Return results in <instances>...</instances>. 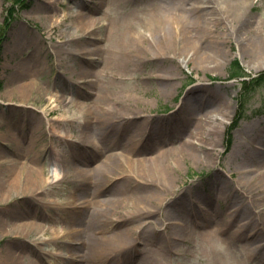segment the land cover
<instances>
[{
	"label": "rangeland",
	"instance_id": "374dc122",
	"mask_svg": "<svg viewBox=\"0 0 264 264\" xmlns=\"http://www.w3.org/2000/svg\"><path fill=\"white\" fill-rule=\"evenodd\" d=\"M226 1L63 0V4L59 3L58 0H48V2L45 0H0V122H8L7 119L11 118V121L7 125L0 127V152L5 157L10 158L13 157V153L19 154L23 151V154L26 153V158L28 157V152L32 154L33 148L36 146H43L46 149L52 146V138L47 139L45 136L49 130L51 132L54 131L56 135H63L61 133L62 130H71L72 132H77L78 130L73 123H70L71 126L68 127L58 124V120H62L61 115L64 113V110L66 115H70L72 107L67 104L65 107L58 109L52 100L51 102L49 100L47 102L43 101V103L30 101V106L34 109L39 107L37 110L40 113L35 111L36 115L32 114L30 117L27 115V120L23 124L22 129L23 135L19 133L21 125L17 115H8L6 118L2 117V114L5 112L3 109L9 106L5 103L4 97L6 95L5 92L9 88L8 78L13 77L11 68L17 63H36L33 64L37 65L34 69V82L42 90L43 94H46L47 98H55V95L64 91L62 94H65L67 98H74L77 102L78 100L81 101L79 103L89 108V116L92 113L91 117L95 118L96 116L98 120L106 117L115 119L116 115L122 112L126 116L136 117L137 119H135L139 120L137 123L139 125L138 128L135 126L136 130L134 134L143 132L145 116L152 115L153 119L154 114L165 105H173L174 107V103H176V105L179 104L181 107V104L184 103L185 109L186 100L189 98L188 95L198 92L201 95H192L188 99L189 103L195 102L200 104L198 103L200 100L203 105L204 100L202 97L209 98L208 105L205 107L201 106L202 108L199 107V113L185 127L186 130L181 135L176 136L178 139L174 141V144L180 139H184V143L180 145L177 153L172 155L174 156V164L165 163V160L170 159L171 155L158 158V161L153 162L158 167L162 165L165 167L168 174L165 180H155L159 176H156V178L151 176L153 163H144L147 160L141 159V162L135 168L136 172L140 175L139 178L133 180L132 178L125 177L123 180H116L118 191H116L115 195L111 192L110 185L104 190V193L97 197L99 200L102 196H107V198L112 196V198H109L114 199L113 203L119 205L118 202H122L121 199L126 198V195L131 196L130 198H133L132 196H140L136 188L137 185L145 189V193L148 196L156 198L157 194H160L166 201L171 202L168 206L172 209V214H169L171 219L166 220V223H177L179 227L174 232L181 237H184V233L185 236L187 235L185 240L178 238L176 239L177 241L174 240L169 246V250H165L158 243L152 244L151 250L142 244L143 246L139 247L138 252L141 253V250L143 252L146 251L147 257H143L142 255L136 256L135 250L126 251L120 257V261H125V264H264V202L257 200L259 198L258 195L254 199L248 191L244 195L236 192V195H238L234 198L235 202L238 204L243 202L244 209L246 208V217H242V219L248 221L246 232L249 233L256 229L255 233L259 234L252 241L244 240L241 243H233L239 240V238L230 241L229 234H225L224 232L229 233V229L230 232L233 231L236 228L235 224L239 226L242 225L241 223L245 224V221L242 220L238 223L236 222L240 215H237L238 218L230 228L229 224H227L229 213L226 211L229 207L225 208L223 204L215 206L203 205L202 207L205 211L212 215L210 219L205 221L206 225L203 228L210 227V230L217 231L219 236L211 235L210 238H199L197 234L201 232L198 231L201 227L196 228V226L200 217L195 209L193 210L194 217H184L183 196L179 194L184 188L187 191L188 189H192L191 192L193 197H195L196 190L203 189L205 188L204 185L212 182L217 186L220 185L218 188L221 187L225 191H231L237 180L243 182L242 176H244L242 174L239 177V171L243 172L244 168L242 165L243 156L240 152H243V149L240 147L235 148L234 144L239 142L249 143L252 140L263 139L264 69H258L257 62L262 51H264V0H248V2L240 4L244 5V13L247 15L245 18L240 19V23L244 22V31L232 28L234 18H231L233 14L231 10H225L224 13L226 11L229 12L223 15L216 8L217 5L227 4ZM200 4H203V6L204 4H208L210 7H214V13L218 15L219 20L209 19L206 14L207 12L205 13L204 10H209L210 8L207 6L202 8ZM38 5H41L42 10L39 11L37 9ZM79 12L82 13V16L79 15ZM37 14L40 16L36 17ZM66 14L67 16H72L66 17L64 22H58L60 18H53L51 20L43 18L46 15H60L62 18ZM248 16H250L251 20ZM222 17L230 18L231 24L228 20H222ZM88 18L94 20L89 29L79 28L80 30L74 31L78 29L75 27L78 26L79 22L86 21ZM158 20L164 21V23L172 20L173 24L164 25L163 29L152 25ZM158 24L163 26L161 22H158ZM209 27L213 31L212 34L209 33ZM225 27H227L228 31ZM169 31L170 34L168 35ZM18 32L23 36V41L28 46L27 49L19 54L8 55L3 58L1 53L4 45L12 39L13 34ZM71 32L75 34L74 37L79 38L73 42L71 41L69 46L75 48V53L78 54L72 53L74 57L72 55H69V57L58 55L61 52L59 46L61 45L60 41H62V37ZM149 34H151V39H155V37L156 39L157 37L161 39L160 43L162 46H166L167 53L160 52V54H156L146 49L148 46L146 35L148 36ZM216 36L218 37L215 40ZM244 36L250 43L251 41L258 43L261 50L255 52L256 55H253L247 47L244 51H241L237 47L235 42L239 38H244ZM165 37L168 38L167 41ZM185 37L189 39L187 45L184 41ZM223 37L227 41H224ZM150 42L152 43V41ZM12 45L14 46V44ZM183 49L189 51V53H182ZM83 50H89L90 53L83 54ZM217 59H219V63L214 65L211 60ZM181 60H185V64H182ZM204 65L206 66L203 67ZM234 70H241L244 77L230 79ZM64 71L74 73L76 77H81L79 79L82 83L76 84L77 78L74 77L73 80L67 82L69 84L65 86L60 84L57 87L55 84L57 75H61ZM34 91L33 93H35ZM222 91L226 93V96ZM135 93L139 95L138 99L133 97ZM126 94L131 95L127 100L124 99ZM106 95L109 96L108 101L110 103L105 100ZM116 98L121 102L117 108ZM226 103H228L231 109L223 121L225 125L224 129L221 132L218 131L211 134L208 137V141H198V128L200 125L198 123L201 122L199 121L200 119H204L202 116L204 112H211L215 108H218V106L221 105L220 107H222ZM41 107L44 109H41ZM101 107L104 110H101ZM44 110L46 113L56 112L43 115L41 112H44ZM86 118H88L87 115ZM34 125H43L42 139L36 144L30 145L31 141L29 137ZM55 126H59L57 128L61 129H55ZM98 126L99 124H91L87 129V136L92 135L90 130L94 131L95 127ZM154 128L156 129V125H154ZM5 131L10 135L16 134L17 137L19 136L20 144L18 145L22 150L15 146L10 147L4 141L3 133ZM51 136L58 141L53 132ZM74 137L75 134L70 138L73 139ZM46 141H50V143L45 144ZM187 141H190L188 144L190 146L187 145ZM209 141H211L210 144L212 146L207 145ZM193 143L202 147L195 146ZM171 144L173 145V143ZM55 145L57 148H62L64 147V142H55ZM169 145H166V147ZM115 150L112 148L110 151ZM51 157L50 155V159ZM255 157L252 156L247 159H255ZM35 159L38 166L44 168L42 177L45 174L49 183V179H52L51 172H49L51 162L48 160L49 156L47 152L35 156ZM99 159H103L102 161H104L105 154L104 157L100 156L88 159L87 165H100L102 161L99 162ZM204 159L205 162L207 161L206 163H203ZM25 161L27 162L26 159ZM251 161H248L247 169L255 170L252 176L257 178L262 170L258 166L253 167ZM56 165L59 166L64 174L68 172V169L61 167L59 162ZM102 168L109 170L105 164ZM89 169L91 170L93 167H89ZM257 169L259 170L257 171ZM101 175L103 174H99V171H94V176L98 177L96 184L100 181L102 182L107 175L112 180L116 179V177L108 173L100 177ZM146 177H151L150 180L152 179V182H148ZM154 181L157 183L162 182V185L165 183L168 190H163L162 187L158 189ZM221 182L226 183L228 188L222 187ZM20 186L21 189L26 187L25 185ZM240 186L243 187L241 184ZM67 188H69V183L63 181L58 194L56 193V187L53 186L48 191L41 189L39 192L34 193V195H32V192L26 191V199H22L23 201L21 203L18 202L19 205L14 207L26 209L28 205L27 209H29V213L27 212V215H23L21 221L23 219L35 221V223L44 226L45 231L42 234L34 233L29 234L27 238H22L14 232L10 234V231L7 230L6 221L9 219L10 203L6 201V199L8 200L7 193L5 192L7 188H4L0 181V264H5L4 256L7 254V250L14 252L17 259L23 258V264H30L28 263L30 260L35 261L37 264H44L42 261L43 257L47 259L46 253L54 252L55 248L49 241L50 231L48 228L53 222V216L48 209L50 206L48 203L54 200L55 203L56 201L58 203L66 202V199L63 200V198L65 197ZM52 192L56 193L54 199H52ZM173 192L175 193L172 194ZM40 193L42 194L40 195ZM16 198L18 200L21 199V195ZM133 199L136 200V198ZM125 202L130 201L125 200ZM147 202L146 199L144 205L150 208L151 203ZM246 202L249 204H246ZM80 207V210L76 211L75 215L78 221L77 225L79 226L72 227V230L77 231L79 229L80 231L77 237L78 241L83 242L82 248L80 244L76 245L75 248H77L78 255L82 254V257L86 260L85 264L96 261L95 259L98 256H93L94 251L101 250L105 244L111 242L112 237H117L116 240L112 241V245L110 246L113 247V250L120 246L118 244L119 238L131 240L128 230H130L129 228L132 225H121L120 222L103 224V220L99 221L101 214L95 212L94 206L87 208L88 215L84 218L85 213L83 211L86 207L83 208V205ZM115 216L118 218L119 213L117 212ZM144 218L145 216H143ZM159 218L160 213H156L152 216L150 222L159 221ZM143 219H137L136 223L134 222L135 225ZM82 220H85V222L83 226H80ZM162 220L164 218L160 220L161 224ZM88 221L92 225L93 222L98 221L96 225H93V228H89L91 233H89L88 229H85ZM186 221L187 226L185 225ZM144 229L149 232L147 233L148 235L150 234L153 237L159 236L151 231L149 225ZM191 231L196 232L195 236H191ZM165 233L167 236L171 234L170 231ZM188 233L190 234L188 235ZM85 236L86 239H84ZM91 237L95 240V243L92 245L91 250L87 251V239ZM145 239H148V237ZM246 244L247 246L249 245L250 250L261 245H263L261 246L263 248L258 250L257 253L252 254V258H246L248 253L251 252L247 249L246 256L241 255L242 250L246 249ZM124 255L126 258L123 257ZM49 263L53 264V261Z\"/></svg>",
	"mask_w": 264,
	"mask_h": 264
},
{
	"label": "bare ground",
	"instance_id": "6f19581e",
	"mask_svg": "<svg viewBox=\"0 0 264 264\" xmlns=\"http://www.w3.org/2000/svg\"><path fill=\"white\" fill-rule=\"evenodd\" d=\"M48 2V0H45ZM227 4H220L217 5L216 8L218 10H220V12L223 13V15L225 13H228L227 11L224 13L225 10H231L232 17L234 18V25H233V29L236 30H241L244 31V27H243V23H240V19L245 18L247 15L244 13L245 8H243V4L240 5L243 2H248V0H227L226 1ZM237 4H236V3ZM50 3V2H49ZM44 5V4H43ZM42 5V6H43ZM207 7H209L210 9L207 11V16L209 17V19L211 20H219V17L216 13H214L215 8L212 6L210 7V5H205ZM200 7L204 8L203 4H200ZM56 8V7H55ZM37 9L42 10L41 5L37 6ZM37 12V11H36ZM40 15L37 14L36 17H39ZM64 15L62 18L60 17V15L58 16H49L46 15L43 18H46L47 20H51L53 18H60L58 20V22H64L66 17H71ZM80 16H82V14H80ZM154 18V17H153ZM248 18L251 20L250 16H248ZM228 20L231 24V20L230 18H224L222 17V20ZM94 20L88 18V20L83 21V22H79L78 26H76L75 28H78L74 31H78L80 30L79 28H87L89 29L92 24H93ZM158 22L163 23L162 25H159ZM173 21L172 20H168V22L164 21H156L155 24H152L154 26L160 27V28H164L166 25H172ZM224 24V22H223ZM165 25V26H164ZM235 25H239V26H235ZM177 26V25H176ZM210 28V27H209ZM170 29V28H169ZM225 29L228 31L227 27H225ZM153 30V29H152ZM209 33L212 34L213 31L211 30V28L209 29ZM72 34V33H71ZM170 34V31L168 33V35ZM151 36V34H150ZM185 36V35H184ZM68 37V36H67ZM71 37L73 38V35H71ZM212 37V36H211ZM218 36L215 37V40L217 39ZM147 38V50L156 54H160L161 53H167L165 47L166 46H162V44L160 43L161 39L157 37V39H149V37L146 35ZM156 38V37H155ZM189 38V37H188ZM13 39V40H12ZM12 39L9 40L3 47L2 50V57L5 58L8 55H16L19 54L20 52H22L23 50L27 49V45L26 42L23 41V36L21 35L20 32L13 34ZM165 40L167 41L168 38L165 37ZM188 40L186 37L184 38V41L187 45ZM224 41H227V39L225 37H223ZM152 41V43L150 42ZM213 41V40H212ZM154 42V43H153ZM217 42V41H216ZM237 44V47L241 50L244 51V49L249 48V50L253 53V55H256L255 52H259L261 50V48H259L258 43H255L254 41H250L246 40V37L244 36V38H239L237 42H235ZM14 44V46L12 45ZM185 46V45H184ZM190 46V45H188ZM64 49V48H62ZM193 49V47H192ZM65 51L68 50V48L64 49ZM75 50L73 48H70L67 51V54L69 55L70 53H73ZM82 53L84 54H88L90 53L89 50H83ZM182 53L186 54L189 53V51H185L184 49L182 50ZM16 58V57H15ZM256 59V58H255ZM217 60H211V62L215 65L217 63H219ZM182 64H185V60H181ZM22 62V61H21ZM36 64L34 63H20V64H16L14 66H12V72H13V77L8 78L9 80V88L8 90L5 92V100L7 103V108L3 109L5 110V112L2 114V117H7L8 115H17L19 122H20V129L21 131L19 132L21 135H23V124L26 122L27 120V115L30 117L32 114H35V111H38L37 109H39V107L37 109H34L33 107H31V103L30 101L32 100L33 102H38V103H43V101L47 102V100H49V102L55 103V107L56 108H60V107H65L67 104L68 106L72 107L71 110V114L70 115H66L65 110L64 113L61 115V119L58 120V124L61 125H67L69 124L70 121H76L77 123L80 124H84L86 125V127L88 126V122L89 119L86 118V115L89 114V108L86 107L84 104H81L79 102H77L75 99L73 98H67L64 94L58 95L52 97V98H47L46 94H43L42 90H40L34 82V78H35V71L34 69L37 67V65H33ZM258 69H264V51H262L261 56L258 58ZM206 65H204L203 67H205ZM6 70V69H5ZM203 71V70H202ZM35 90V91H34ZM37 90V91H36ZM33 91L36 93H33ZM215 91V90H214ZM223 94L226 96V93L224 91H222ZM34 96V97H33ZM33 97V98H32ZM66 100V101H65ZM14 101V102H13ZM15 103V104H13ZM33 105V104H32ZM50 105V104H49ZM4 107H6V105L3 104ZM34 106V105H33ZM221 106V105H220ZM218 106V108H215L213 111L205 113L203 115V118L201 120L198 128V141L203 142L204 141H208L209 140V136L211 134H214V132H218V131H222V129H224V124L223 121L224 119H226L228 113L230 112L231 107L229 108L228 103H226L224 106L220 107ZM48 107V106H46ZM41 109H44L41 107ZM33 111V112H32ZM56 111H52V112H48L46 113L45 110L44 112H41L43 115L46 114H52L55 113ZM40 113V112H39ZM92 114V113H91ZM90 114V115H91ZM7 121H3L2 123L0 122V127L2 125H7L10 121L11 118L7 119ZM22 123V124H21ZM107 123L109 124V120H107ZM57 127L59 126H55L54 128L57 129ZM100 129V128H99ZM258 129V128H257ZM84 129H81V132H79L76 136V141H80L81 144H87L88 140L91 144L92 142V138L87 137L83 132ZM42 133V126L41 125H34L32 126V131H31V135L29 137L30 139V145H34L36 144L39 140L42 139L41 136ZM247 133V132H246ZM264 134V133H263ZM65 136L69 137L70 135H68V132L65 131ZM4 136V141L8 143V145L10 147H17L19 149L20 146L18 144L19 143V139L17 137L16 134H12L10 135L8 132H4L3 133ZM52 138V143L56 142V140L53 138V136H51ZM208 138V139H207ZM133 142V137L129 139V143ZM211 141H209L207 143L208 146H212V144H210ZM76 143V142H75ZM190 143V141H187V145ZM193 145L198 146V147H202L200 145H197L195 143H193ZM190 146V145H188ZM6 147V146H5ZM74 147V145L72 146V148ZM106 149L108 148L107 146L105 147ZM254 148L257 150H260L261 152H263L262 154H260L258 156L257 159H254L251 161V165L252 166H258L259 169H261V173L258 175L257 178L253 177L252 175H254V171L255 170H249L247 169V167L245 166L243 168L244 171V176L243 177V182L241 181H236L235 184V189L241 191L243 190V194L244 195L247 191L250 194L251 197H254V199H256V195H258L259 198H257V200H260L262 202H264V144H258V145H254ZM46 148L41 146H36L35 148H33V153L30 154L28 152V157L25 158V154H23V151L19 154L13 153V157H5L3 155L2 152H0V181L3 185L4 188L6 189V193L8 196V200L6 199V201L8 203H10V213L9 215V219H7V230L10 231V234H13L11 232H14L16 235H19V237L22 238H27L29 237V234H42L44 233V226H41L37 223H35V221H31V220H25L23 219L21 221V217L23 215H26V210L21 211L19 208H15L16 205H18L19 203H21V201H23L22 199H26L25 195L26 191H30L32 192V195H34V193L39 192V190L43 189V191H48L51 189V187L53 185H56V187L61 184L62 181L64 182H72L74 184H77L78 188H82L84 183L88 181L89 176L88 173L90 170H88L87 168H85V161H83L84 164H82V167H77V168H72V161L67 159H64L61 157V159H59V163L61 164V167H65L67 169H71L68 172H65V174L61 173V170H59L58 168H56L54 165H51V176H52V181L48 183V180L44 174L43 175V167L38 166V164L36 163V159L35 156L40 155ZM22 150V149H21ZM26 150V149H25ZM34 150H36V152H34ZM210 150V148H209ZM65 151H61L60 153L55 152V149L53 147L50 148L49 153L51 154H56V156H59L60 154H63ZM72 154V152H70ZM126 155L128 153L123 152L120 155H108L106 156L105 160L103 161L102 165H106L108 167L109 170H105L104 168H102L101 166H97L94 169L99 171V174L102 173L104 176L108 173L111 176H120V175H125L127 173L131 174L130 170L133 168V161H126L124 159H122L123 155ZM243 154H246L245 152H243ZM68 155V153H67ZM69 156H71L69 154ZM25 159L27 160V162L25 161ZM214 159V158H212ZM205 162V159L203 160V163ZM207 162V161H206ZM205 162V163H206ZM210 162H212V160H210ZM121 165H125V170L121 169ZM128 169V170H127ZM257 169V171L259 170ZM117 173V171H119ZM138 173V172H137ZM62 174V176H61ZM132 175V174H131ZM167 172L165 167L162 166H156L155 163H153L152 167H151V176L156 178L155 180L160 181L162 179H166L167 177ZM7 178V179H6ZM151 178V177H150ZM149 177H146L148 182H152V179L150 180ZM41 179V180H40ZM57 182V183H55ZM157 184L158 189H160L159 187H162L163 190L167 189L165 183L162 185L160 183H157L156 181H154ZM226 184V183H225ZM240 184L243 186L241 187ZM20 185H25L26 187L23 189H21ZM168 187H170L168 185ZM234 189V191H236ZM168 190V189H167ZM246 190V191H245ZM219 196L221 198V190H217ZM237 192V191H236ZM54 192H52L53 194ZM39 194V193H38ZM42 193H40L41 195ZM21 195V199H17L16 197ZM236 194L233 193L231 196L234 197ZM255 195V196H254ZM147 199V203H151V205H161L163 203V196L160 194H157L156 198L153 196H141L138 197L136 200H134L133 198L130 197H126L122 200V202H118L119 205L114 204L112 201H108L107 203L105 202H97V203H93V206L95 207V212H97L98 214H101V218L105 219V218H112L114 217L117 212L120 211L119 213V217L118 220L123 219L124 221H134L137 220L139 217V213L142 212L143 210H145L147 208V206L144 205V201ZM70 200L71 203L73 204H78L80 203V201L82 200L81 198H79L77 195L74 194V192H70ZM126 201H130V202H125ZM12 201V202H11ZM19 202V203H18ZM52 201H50L51 203ZM6 203V202H4ZM25 203V202H24ZM50 203H48L50 205ZM51 205H55L53 203H51ZM106 205V208H108V210H104V207ZM15 206V207H14ZM14 207V208H13ZM28 207V205H27ZM59 208V206H58ZM61 208H65L67 209L66 211L62 210L60 215H67L70 213L71 211V207L70 206H64ZM60 208V209H61ZM161 208V207H160ZM59 209V210H60ZM28 211V209H27ZM36 211V210H35ZM58 212V211H57ZM151 211H147L146 213H150ZM30 215V214H29ZM56 215V214H55ZM152 216L149 215L148 219L149 220ZM61 218V216L59 217V219ZM30 219V218H27ZM166 219V218H165ZM99 220V221H100ZM83 221V220H82ZM81 221V223H82ZM71 222L72 223H77L76 221H74L71 218ZM98 221L93 222V225H96ZM150 223V222H148ZM93 225L90 221H88V224L85 226V229H88L91 233V230L89 228H93ZM79 226V225H77ZM80 226H83V224H81ZM155 228V226H153ZM58 230H55L57 229ZM159 229V227H158ZM165 229H168V227H166ZM48 230L50 231L51 234V239L50 241H55L58 238H60V234L56 231H63V227L60 226H55V227H50L48 228ZM139 230V227L133 228L128 230V233L131 235V240H123L122 238L118 239V244H120L121 248H132V244L135 241V233H137ZM157 230V229H156ZM256 230V229H255ZM250 231L247 234H244L240 239H246L248 237H254L258 234L255 233L256 231ZM65 231V230H64ZM79 229L76 230H72V228H67V231L65 233L64 236V240L66 242H70L73 241L74 243L80 242L78 241V237L77 234L79 233ZM216 235L217 233L212 232V235ZM173 235L176 236L175 233H173ZM116 236L111 238V242L105 244L101 250H97L94 251V255L93 256H99L101 253H103V256L105 258H109L111 257L113 259V255H111L112 253V248L110 247L112 245V241L116 240ZM84 239H86V236L84 237ZM137 241V239H136ZM163 242L165 244H169L170 242H172L171 240H164ZM82 244V241L80 242ZM95 243V240L91 237L89 239H87V251L91 250L92 245ZM139 243V242H137ZM246 246V245H245ZM120 248V247H118ZM95 249V248H94ZM165 250H169V246L164 248ZM57 249H54V251ZM7 254H5L4 256V260H5V264H23V258L17 259L16 255L14 252H10V250H7ZM247 252V246L246 249L242 250V253L246 254ZM59 253V252H57ZM62 252L59 253L60 256H64L61 254ZM78 254V251L76 250L73 254H69L67 253L66 256H68V259L70 262L76 263V264H85L86 260L82 257L81 255H76ZM75 255V256H74ZM143 257H147V253L144 255ZM92 258V257H91ZM88 258V259H91ZM97 260V258L95 259ZM143 262H145L144 260H141ZM148 262V261H146ZM28 263L30 264H37L35 261L30 260Z\"/></svg>",
	"mask_w": 264,
	"mask_h": 264
}]
</instances>
